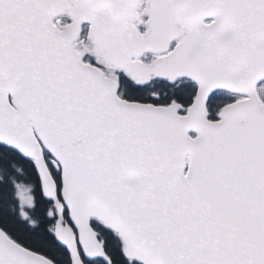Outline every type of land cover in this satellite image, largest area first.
<instances>
[{
  "label": "snow or ice",
  "instance_id": "6c2138e0",
  "mask_svg": "<svg viewBox=\"0 0 264 264\" xmlns=\"http://www.w3.org/2000/svg\"><path fill=\"white\" fill-rule=\"evenodd\" d=\"M0 264H264V0H0Z\"/></svg>",
  "mask_w": 264,
  "mask_h": 264
}]
</instances>
